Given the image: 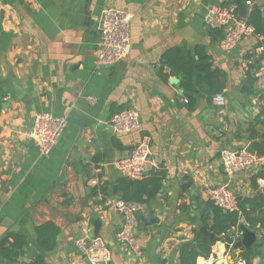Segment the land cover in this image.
<instances>
[{"label":"crops","instance_id":"1","mask_svg":"<svg viewBox=\"0 0 264 264\" xmlns=\"http://www.w3.org/2000/svg\"><path fill=\"white\" fill-rule=\"evenodd\" d=\"M229 4L235 0H0V103H8L0 108V248L10 232L27 238L17 262L0 256V264H28L36 255L44 264H88L74 241L94 236L112 250L111 264H178L180 247L193 246L194 230L205 226L202 216H213L210 187L227 183L238 201L264 198V179L252 184L260 167L227 175L220 159L222 149L261 142L251 137L249 125L263 109L264 95V84L245 64L255 55L258 39L248 36L224 51L222 31H210L204 23L210 7ZM107 7L129 14L131 49L122 61L104 66L97 62L98 28ZM196 44L204 45L213 66L226 72L222 106L198 98L190 107L178 79H162L156 72L164 50ZM125 108L138 112L139 129L117 134L109 121ZM38 113L66 118L46 155L29 136ZM253 128L262 133L260 124ZM143 135L150 137L145 176L164 169L165 178L139 216L140 254H135L116 242L122 217L98 192L104 184L108 196L119 197L123 176L114 163ZM46 222L59 229L50 251L39 246L35 232ZM241 226L262 243L264 261V229L250 228L241 218L196 264H239L242 250L235 243ZM248 255L256 264L253 248Z\"/></svg>","mask_w":264,"mask_h":264},{"label":"built area","instance_id":"2","mask_svg":"<svg viewBox=\"0 0 264 264\" xmlns=\"http://www.w3.org/2000/svg\"><path fill=\"white\" fill-rule=\"evenodd\" d=\"M246 5H252V0H246ZM264 15V10L262 11ZM129 14L124 10L107 7L102 10L99 21L98 41V65H113L125 59L130 53L131 42L129 37ZM204 23L207 27L219 29L222 36L219 47L226 51L236 46L248 36H255L258 42L263 37L255 34L254 27L247 22L246 16L238 13L236 4L219 5L210 7L204 15ZM245 64L251 73L264 84V44L255 47V55L248 56ZM183 102H188L186 97ZM211 102L222 106L225 99L221 94L211 97ZM264 108V98L259 100ZM66 118L55 116L50 113H38L33 121L29 136L35 142L39 152L46 155L50 152L61 136ZM113 131L117 134H129L139 129L138 112L132 108H125L113 114L109 121ZM150 156V137L141 136L128 155L120 157L114 163L123 177L128 179H140L146 174V164ZM220 159L224 171L230 175L236 171L244 170L250 166L263 167L264 156L251 155L245 149H222ZM102 196L105 206L115 209L122 217V223L115 232V240L135 254H140L138 245L139 216L146 209L143 202L125 201L120 197ZM209 200L222 212H230L238 209V199L229 185L216 184L207 190ZM236 233L235 238H239ZM77 251L83 255L88 264H111L112 250L99 236L91 238L82 237L74 241ZM244 263L240 260L239 264Z\"/></svg>","mask_w":264,"mask_h":264},{"label":"trees","instance_id":"3","mask_svg":"<svg viewBox=\"0 0 264 264\" xmlns=\"http://www.w3.org/2000/svg\"><path fill=\"white\" fill-rule=\"evenodd\" d=\"M263 10L264 3L254 2L246 13V20L254 27L255 34L263 37L262 42H258L257 45L264 44ZM212 30L215 29L210 28V31ZM155 68L162 79H167L168 76H174L178 79L179 88L188 99L190 107L196 103L198 98H205L207 103H211V97L222 93L226 87V72L213 66L211 56L202 44H196L188 50L180 46L167 48L161 53ZM164 68L168 72H163ZM257 124H260L263 128L261 134H258L253 128ZM249 130L253 139L257 136L261 141H254L256 155L264 156V108L260 109L254 117L249 125ZM164 178V169H159L140 179L121 177L119 179L118 195L125 201L148 203L161 190ZM256 178L264 179V166L254 176L253 185H255ZM100 192L103 196L108 194L104 184L101 185ZM208 206L213 212V216L211 218L208 215L202 216V223L206 226L208 232L194 230V247L190 243L183 244L180 247L178 264H196L198 256L208 257L211 253V246L221 235H226L228 229L238 225L241 218L250 228L257 226L264 229V198L261 194L239 200L238 209L230 212H222L220 208L211 202L208 203ZM35 232L39 246L45 251H50L54 247L55 238L59 233L58 227L52 222H46L36 226ZM8 238L7 243L0 248V256L6 261L17 262L24 254L27 238L17 232H10ZM226 241L231 243L232 239L227 237ZM248 250L251 249L242 250L241 256L244 263L241 264H252V258L248 255ZM28 264H44V259L41 255H36Z\"/></svg>","mask_w":264,"mask_h":264},{"label":"water","instance_id":"4","mask_svg":"<svg viewBox=\"0 0 264 264\" xmlns=\"http://www.w3.org/2000/svg\"><path fill=\"white\" fill-rule=\"evenodd\" d=\"M261 2H264V0H260ZM235 3L237 4L238 7V13L240 16L245 17L246 16V4L242 0H235ZM75 66V65H73ZM173 84H176L175 80L172 81ZM8 103L2 102L0 103V108L1 107H6ZM248 153L251 155H256L255 148L252 144H249L246 149ZM261 169V167H260ZM115 188L117 186H114ZM151 212L148 210L143 216L144 219H147L150 216ZM242 228V235L241 238L235 243L236 247L240 248V250H246V249H251L253 248L256 252L257 255V261L256 264H264L262 253H261V246L262 243L257 242L256 240V235L253 231L249 230L247 227L241 226ZM201 231L204 233H207L205 226L201 227ZM98 234V228L95 227L94 230V235ZM193 247V246H192Z\"/></svg>","mask_w":264,"mask_h":264}]
</instances>
